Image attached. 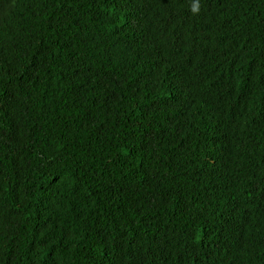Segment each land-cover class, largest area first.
<instances>
[{
	"label": "trees",
	"instance_id": "trees-1",
	"mask_svg": "<svg viewBox=\"0 0 264 264\" xmlns=\"http://www.w3.org/2000/svg\"><path fill=\"white\" fill-rule=\"evenodd\" d=\"M0 264H264V0H0Z\"/></svg>",
	"mask_w": 264,
	"mask_h": 264
},
{
	"label": "clouds",
	"instance_id": "clouds-1",
	"mask_svg": "<svg viewBox=\"0 0 264 264\" xmlns=\"http://www.w3.org/2000/svg\"><path fill=\"white\" fill-rule=\"evenodd\" d=\"M192 11H193V12L197 11V8L194 6V7L192 8Z\"/></svg>",
	"mask_w": 264,
	"mask_h": 264
}]
</instances>
